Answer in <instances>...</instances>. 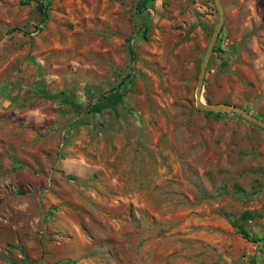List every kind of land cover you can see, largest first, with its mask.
Masks as SVG:
<instances>
[{
  "label": "rangeland",
  "instance_id": "rangeland-1",
  "mask_svg": "<svg viewBox=\"0 0 264 264\" xmlns=\"http://www.w3.org/2000/svg\"><path fill=\"white\" fill-rule=\"evenodd\" d=\"M219 1L201 100L264 120V0ZM138 2L0 0V264H264V129L196 107L216 5Z\"/></svg>",
  "mask_w": 264,
  "mask_h": 264
},
{
  "label": "water",
  "instance_id": "water-1",
  "mask_svg": "<svg viewBox=\"0 0 264 264\" xmlns=\"http://www.w3.org/2000/svg\"><path fill=\"white\" fill-rule=\"evenodd\" d=\"M216 8L218 10L219 19L218 23L212 33V36L209 40L208 46L206 48L205 56L202 61L199 76L197 79L196 84V90H195V98H196V107L202 111H210V112H236L242 115L244 118H246L248 121H250L252 124L263 128L264 129V120L252 115L249 113L245 108L240 106H235L232 104H207L201 100V93H202V86H203V80H204V74L205 70L208 64V60L210 57V54L214 48V44L216 42V39L218 37V34L220 32L222 23H223V11L222 6L220 4L219 0H213Z\"/></svg>",
  "mask_w": 264,
  "mask_h": 264
},
{
  "label": "trees",
  "instance_id": "trees-1",
  "mask_svg": "<svg viewBox=\"0 0 264 264\" xmlns=\"http://www.w3.org/2000/svg\"><path fill=\"white\" fill-rule=\"evenodd\" d=\"M145 1H146V0H139L138 5H139V6H141V5L144 6ZM47 7H48V4H43V3L40 2V1H39V2L37 3V5H36L37 10H38V11L41 13V15H42V19H41L42 21H44V19L47 17ZM36 27L39 28L38 24L36 25ZM15 29H17V28H12V29H10V31L15 30ZM124 83H125V79L122 78L121 81H120V84H119L118 86H115L114 88H111L110 91L117 89L119 86H122ZM116 87H117V88H116ZM106 93H107V92H103V93L101 94V97H104V96L106 95ZM101 97H100V98H101ZM100 98H99V99H100ZM90 112H92V111H90ZM93 112H95V111H93ZM206 113H208V114H212V113H214V112H206ZM215 115H218V112H216ZM253 216H254V214H252V213H250V212H244V213H242V214L240 215V218H241V220H244V221H245V220H250V219H252ZM231 223H232L233 226H236V227L239 229V232H240V234H241V236H242L243 238H245V239H247V240H249V241H252V242H256V241L259 240L258 238H254V237L250 236V235L248 234V232L246 231V229L244 228V226L242 225V223H236V222H234V220H232Z\"/></svg>",
  "mask_w": 264,
  "mask_h": 264
}]
</instances>
